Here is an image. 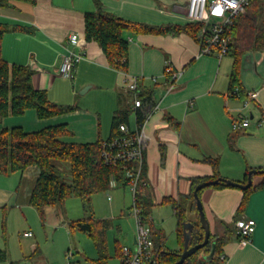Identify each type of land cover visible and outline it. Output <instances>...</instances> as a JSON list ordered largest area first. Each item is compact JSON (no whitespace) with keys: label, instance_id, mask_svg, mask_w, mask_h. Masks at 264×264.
Segmentation results:
<instances>
[{"label":"crops","instance_id":"0c3cea01","mask_svg":"<svg viewBox=\"0 0 264 264\" xmlns=\"http://www.w3.org/2000/svg\"><path fill=\"white\" fill-rule=\"evenodd\" d=\"M187 1L102 0V3L104 9L116 16L155 27L189 23ZM94 9L93 0L13 1L11 6L0 8V22L31 29L3 35L4 59L31 66L35 70L34 87L45 89L54 103L75 107L71 112L42 119L29 109L22 116L0 119V129L21 126L25 131H36L66 123L71 134L62 136L63 141L94 142L108 139L113 118L126 113V123L135 130L137 110L133 109L132 95L123 81L126 74L137 76L140 91L150 95L144 99L142 108L151 112L146 124L144 173L155 203L150 219L155 230L165 236V247L178 251L184 245V237H179L177 211L170 200L185 207L187 222L195 219L190 198L192 181L214 176L209 158L218 159L219 177L239 182L245 180L249 170L264 167V52L248 54L244 59L242 83L246 90H258L259 95L248 108L252 116L248 128L233 131V117L248 110L242 108V100L228 97L232 56L231 62L224 63V57L201 54L198 40L183 29L162 33L127 31V71L117 70L109 64L97 41L85 40L84 14ZM70 33L77 34L76 45L67 43ZM68 46L85 52L72 80L59 73ZM167 59L174 69L181 71L171 89V82L164 75ZM155 104H159L158 109H152ZM25 174L19 173L20 182ZM262 179L256 173L252 184L258 185ZM111 189H122L123 198L125 189L131 192L119 182ZM31 190L27 191L24 203L30 204ZM14 192L18 194L16 204L23 205L20 189ZM243 195V189L237 187L207 186L202 190L201 200L212 232L222 234L226 224L234 228L233 218ZM242 215L256 221L251 242L240 247L234 228L231 239L223 247L225 258L218 264H264V187L250 194ZM150 228L152 232L151 225ZM26 233L24 236H32ZM171 236L175 237L174 247L167 245ZM134 240L135 233L133 243Z\"/></svg>","mask_w":264,"mask_h":264},{"label":"trees","instance_id":"16d2710c","mask_svg":"<svg viewBox=\"0 0 264 264\" xmlns=\"http://www.w3.org/2000/svg\"><path fill=\"white\" fill-rule=\"evenodd\" d=\"M13 1L35 3L36 0H0V8L11 6ZM95 9L84 14L87 42L97 41L106 55L109 64L117 70L127 71L129 40L125 36L127 31L135 33L146 32H178L187 31L198 40L199 23H187L184 26L175 24L166 26H149L143 23L126 20L116 16L103 7L102 0H93ZM9 31H31L27 26L11 25L0 22V119L8 116H22L27 110L33 109L39 118H49L71 112L75 109L72 105H63L52 102L45 89H39L32 84L35 70L29 65L10 63L2 55V38ZM233 57L232 71L229 77L228 97L243 100L247 90L242 83V68L248 54L264 52V0H252L246 10L239 14L232 28ZM143 100L150 98L144 92L140 93ZM138 121H142V113L137 114ZM126 113L113 118V128L110 137L119 135V123L126 122ZM66 123L49 125L36 131H25L21 126L6 127L0 131V174L25 173L31 168L38 170L34 186L29 196V203L36 207L41 216L45 214L48 206H59L71 196H78L83 201L85 208L90 207L93 194L111 189V181L115 179L127 186L125 169L121 165L106 164L101 156L102 143L105 140L94 142H66L61 139L69 135ZM233 140V136L231 137ZM213 164L215 174L209 177L194 178L192 181L190 198L191 209L195 219L192 220L190 245L204 240V229L199 220L198 209L193 195L194 188L202 181L219 177L218 159L209 158ZM130 167V165H129ZM258 168V170L263 169ZM146 166L144 164L143 172ZM263 179L258 185H251L243 190L244 195L237 212L233 218L234 228L236 220L245 211L250 194L264 187V171H258ZM246 173L244 183L247 182ZM213 187H232L218 183ZM204 189V188H203ZM199 190L201 197L202 190ZM137 205L142 209V215L152 227V237L159 249L157 256L159 264H170L179 259L183 247L171 250L164 245L165 236L160 230H155L150 219L155 203L153 202L148 187L140 186L136 192ZM170 203L177 211L178 233L183 238V225L187 222L185 207L175 201ZM112 225L109 219H95L93 216L72 223L71 227H78L88 232L95 242L98 257L96 264H108L109 252L106 232ZM232 224H226L222 234L212 232L209 243L189 256L183 264H218L221 260L224 245L231 239L234 231ZM236 230V229H235ZM239 236V235H238ZM214 255L206 260L212 248ZM122 246L117 247V255H121ZM8 252L0 247V263L6 261ZM9 264H19L10 261Z\"/></svg>","mask_w":264,"mask_h":264},{"label":"built area","instance_id":"2783aa9c","mask_svg":"<svg viewBox=\"0 0 264 264\" xmlns=\"http://www.w3.org/2000/svg\"><path fill=\"white\" fill-rule=\"evenodd\" d=\"M252 0H188L186 6V17L190 23H199L198 42L200 53L213 55L218 59L232 52L233 39L232 28L236 17L244 12ZM69 45L78 43V36L70 33L67 37ZM85 58L84 50H75L71 46L66 48L62 55L59 73L67 79H74L77 65ZM122 71V70H120ZM126 72V71H123ZM164 75L169 78L170 89L181 75V71L173 68L171 61H165ZM126 89L131 93L133 109L137 114L142 113V121L137 119V128L132 130L126 122L119 123V135L105 140L102 143L101 156L106 164L121 165L125 169L127 186L132 192V205L130 214L135 218L136 230L135 240L132 246L123 245L119 256L121 264H159L157 256L158 247L152 237L151 228L142 215V209L137 205L136 192L140 186L148 187V181L144 175L143 167L148 146V134L146 124L151 112H144V100L140 97L138 77L126 74L123 81ZM258 90H247V96L242 100V108L248 110L250 103L258 98ZM192 104V102H191ZM155 104L152 109H158ZM251 114L239 112L232 119V130L245 131L251 123ZM130 165V167H129ZM118 183L115 179L111 181V187ZM111 198V197H109ZM235 229L239 235V246L249 244L256 229L254 218L242 215L235 222ZM28 236L31 232L26 233ZM73 252H68V264H78L72 257ZM221 259L225 258L221 254Z\"/></svg>","mask_w":264,"mask_h":264},{"label":"rangeland","instance_id":"374dc122","mask_svg":"<svg viewBox=\"0 0 264 264\" xmlns=\"http://www.w3.org/2000/svg\"><path fill=\"white\" fill-rule=\"evenodd\" d=\"M231 61L230 54L224 56V63ZM37 175V169L31 168L20 182L18 172L0 174V247L8 252L7 260L0 264H9L10 261H19L20 264H68V252H73L72 259L78 264H96L94 259L98 257V250L92 237L88 232L70 226L91 216L111 221L112 225L106 232L110 256L108 264H121L117 247L132 246L136 230L135 218L130 214V190L125 189L124 198L122 189L95 193L89 208L84 207L80 197L73 195L62 205L46 207L42 217L36 207L24 203V197L33 188ZM18 188L23 205L16 204L18 194L14 190ZM25 232H31L32 236H24ZM167 245H176L174 236L168 239Z\"/></svg>","mask_w":264,"mask_h":264},{"label":"water","instance_id":"95a60500","mask_svg":"<svg viewBox=\"0 0 264 264\" xmlns=\"http://www.w3.org/2000/svg\"><path fill=\"white\" fill-rule=\"evenodd\" d=\"M258 171H264V168L261 170L258 169H251L248 171V175H247V182H239V181H235V180H231L228 178H224V177H218L215 179H210V180H205L202 181L200 183H198L196 185V187L194 188L193 191V195L196 201V206L198 209V214H199V220L201 223L202 228L204 229V240L200 241L194 245H190L191 242V231L193 228V224L192 222H185L183 225L184 231H183V237H184V245H183V250L180 253V257L178 260H176L173 263L170 264H183V262L192 254H194L196 251H198L199 249L203 248L205 245H207L209 243V238H210V234H211V226H210V222L207 218L205 209H204V205L203 202L201 200V197L199 196V190L210 186V185H215L218 183H223V184H227L230 185L232 187H237V188H241L243 190L249 188L252 183V177L254 174H256ZM214 255V247L212 248L211 253L206 256V260L212 258Z\"/></svg>","mask_w":264,"mask_h":264}]
</instances>
